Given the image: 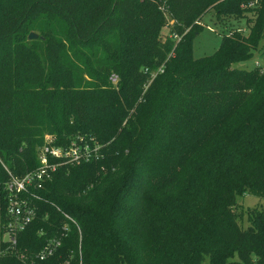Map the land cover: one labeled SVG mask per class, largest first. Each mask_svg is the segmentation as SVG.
<instances>
[{"label": "trees", "instance_id": "1", "mask_svg": "<svg viewBox=\"0 0 264 264\" xmlns=\"http://www.w3.org/2000/svg\"><path fill=\"white\" fill-rule=\"evenodd\" d=\"M231 3L0 0V101L8 120L0 122V264L69 258V264H264V210L248 209L247 229L238 223L245 214L239 198L264 199V70L237 67L252 57L264 18L256 35L223 36L213 55L192 53L204 11L214 7L221 19ZM178 32L189 44L170 57L168 75L159 80L169 62L142 93L161 62L177 53L181 42L169 37ZM31 33L38 39L29 40ZM52 43L62 46L59 59L73 90L55 94L49 81L20 84L12 71L27 55L21 49L47 68ZM72 95L74 113L65 114ZM56 117L69 127L50 125ZM47 131L58 145L95 137L105 146L104 159L62 167L39 192L37 218L20 233L18 253L11 252L3 241L8 170L22 176L37 168ZM126 131L130 137L122 140ZM187 135L198 142L190 149L198 146L193 160L170 153L169 140ZM62 212L78 222L82 240L72 225L55 255L41 261L36 255L60 234Z\"/></svg>", "mask_w": 264, "mask_h": 264}, {"label": "rangeland", "instance_id": "2", "mask_svg": "<svg viewBox=\"0 0 264 264\" xmlns=\"http://www.w3.org/2000/svg\"><path fill=\"white\" fill-rule=\"evenodd\" d=\"M231 1L232 3L229 7V10L221 13V19H217L216 16L217 9L214 7H209L202 14L199 22L197 23L198 25L195 29L196 31H200V33L196 35V37L193 39L192 42V53L195 59L213 55L220 47L223 36L248 37L250 35L253 36V34L255 35L258 34L257 32L260 30L264 18V15L260 17L261 16L260 10L264 8V0H252V1L231 0ZM165 17H166L165 25L172 26L174 22L170 21V18L168 16L165 15ZM189 30L190 29L187 28L186 31L188 32ZM168 35H169V29L167 27L166 28L164 27V29L162 30V40L163 41L166 40L165 37H167ZM169 38H171V35ZM176 38H171V39L175 40L176 44H179L182 40V36L179 35V32L178 35L176 34ZM253 39L255 40V45H253L251 49L253 52L252 57L250 58L249 61L240 63L237 67L244 69H254L257 68L256 64L259 63L260 67L258 68L264 70V33H260L259 37H253ZM188 44L189 43L187 42V40L186 42L182 41L179 44L177 53L170 54L164 60L166 62L164 61L161 62L164 63L161 67H164V65L167 62H169L170 57L171 58L173 57V60H175L177 55L181 54V52ZM50 47L52 53L49 54L47 58L48 61L47 68L43 67L42 64L38 61V59L34 57L33 59H31L29 57V53L21 49L20 54L25 55L26 53L27 55L23 56V58L19 63V66L17 68H14L12 73H14L15 76L17 75L19 76L18 81L20 82V84L36 83L44 87L45 82L49 81L54 86L53 89L55 94H58L62 90L63 92L72 91L73 83L71 82L72 81L71 76L69 75L63 63L59 59V54L62 50V46L57 43H52ZM168 65L169 66L166 73L164 74V76L160 77L159 80L167 76L168 73L170 72V69L172 68V63L169 62ZM151 83L145 85L144 91H142V93L145 94V91L148 89ZM114 84L115 86L117 85V83ZM77 100L78 98L75 95H72L71 97H67V101L64 103L65 114L71 112L74 113V105ZM137 102H139V100ZM139 103H141V101ZM134 108L135 109L137 108L136 111L137 114L141 116L142 118L141 120L145 122V124H147V114L144 113L142 115L138 113V109L140 108V105H135ZM5 109L6 107L3 105V102L0 101V122L2 125L8 123L7 118L3 117V111ZM116 110L117 107H113L110 109V111L112 112L111 113L112 116L114 112H116ZM129 114L131 116L134 113L133 111H130ZM75 118H76L75 115L70 118L71 121L69 125H72V123L75 121ZM108 119H110V117ZM50 125L55 126V128H57L58 131L60 130V128L67 129L69 127L67 126L66 122H62L58 117L54 118V123H51ZM51 134L52 133H50V131L45 132L44 136H42V138L44 137L42 140H45V137ZM124 134L126 135V137L122 140H128L130 134H128L127 131ZM194 141L195 140H192L191 137L188 135L183 140H169V143L173 147H175V149L172 150L170 153L183 154L185 152V154L189 157V159L192 160L196 159L198 157V146L190 150L192 147H194L196 143H198V142L194 143ZM103 147L105 146L103 145ZM239 204L242 207L241 209L245 210V214H243V217H240L238 219V223L243 229H247L250 225L248 221V213H247L248 209H254L256 207H260L264 210V199H259L252 195H245L239 198ZM204 264H209V261H206Z\"/></svg>", "mask_w": 264, "mask_h": 264}, {"label": "built area", "instance_id": "3", "mask_svg": "<svg viewBox=\"0 0 264 264\" xmlns=\"http://www.w3.org/2000/svg\"><path fill=\"white\" fill-rule=\"evenodd\" d=\"M176 38V35H171ZM177 39V38H176ZM256 67H260L257 63ZM164 67H160L151 74V83L158 75L164 72ZM146 72L149 70L146 69ZM111 82L118 83L116 75L111 76ZM37 159L39 166L22 176H17L9 172V179L5 183L7 194V223L3 241L8 244L11 252H17L18 237L27 226H29L38 214L37 202L43 197L39 194L44 189L45 184L52 181L55 174L62 167L81 166L92 162H101L104 159L103 145L95 138L87 136H77L66 145H58L56 136L48 135L38 147ZM60 211V209L58 208ZM65 218L60 234L50 239L43 249L36 255V258L43 261L55 255L62 244L72 225H75L82 240V230L78 222L69 214L62 212ZM81 248V245H80ZM20 255V254H19ZM24 258V254L21 255ZM67 259L62 264H69Z\"/></svg>", "mask_w": 264, "mask_h": 264}, {"label": "water", "instance_id": "4", "mask_svg": "<svg viewBox=\"0 0 264 264\" xmlns=\"http://www.w3.org/2000/svg\"><path fill=\"white\" fill-rule=\"evenodd\" d=\"M38 35L37 34H35V33H31L30 35H29V40H34V39H38Z\"/></svg>", "mask_w": 264, "mask_h": 264}]
</instances>
